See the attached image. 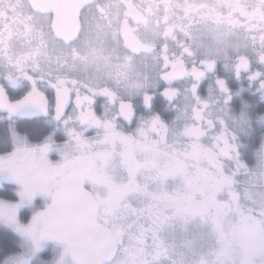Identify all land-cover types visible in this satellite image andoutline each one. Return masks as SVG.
Returning <instances> with one entry per match:
<instances>
[{
    "label": "snow or ice",
    "instance_id": "1",
    "mask_svg": "<svg viewBox=\"0 0 264 264\" xmlns=\"http://www.w3.org/2000/svg\"><path fill=\"white\" fill-rule=\"evenodd\" d=\"M0 264H264V0H0Z\"/></svg>",
    "mask_w": 264,
    "mask_h": 264
}]
</instances>
